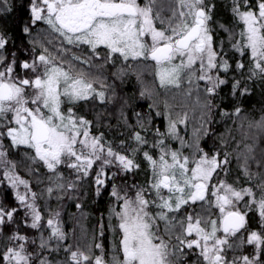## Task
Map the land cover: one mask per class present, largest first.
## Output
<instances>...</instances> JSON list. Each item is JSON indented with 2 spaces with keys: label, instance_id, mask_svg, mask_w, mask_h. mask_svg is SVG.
<instances>
[{
  "label": "snow or ice",
  "instance_id": "snow-or-ice-1",
  "mask_svg": "<svg viewBox=\"0 0 264 264\" xmlns=\"http://www.w3.org/2000/svg\"><path fill=\"white\" fill-rule=\"evenodd\" d=\"M0 20V264H264V0Z\"/></svg>",
  "mask_w": 264,
  "mask_h": 264
},
{
  "label": "trees",
  "instance_id": "trees-1",
  "mask_svg": "<svg viewBox=\"0 0 264 264\" xmlns=\"http://www.w3.org/2000/svg\"><path fill=\"white\" fill-rule=\"evenodd\" d=\"M18 2H19V0H18ZM4 23V20H0V25H2ZM7 23H8V26L10 27V28H13L14 27V24H13V21L12 20H8L7 21ZM136 86L134 85V84H129V86H128V89L129 90H134V88H135ZM260 99V97L259 96H257L256 97V100H259ZM141 103H143V102H141ZM253 103H255V101H253ZM258 106V105H257ZM86 204H88V201H86L85 202ZM71 211H75V209L73 208V209H71ZM88 211L89 212H95V209L93 208V207H89L88 208ZM89 217H91V218H93V217H95V215L93 214V215H90ZM87 219V218H86ZM88 221H90V219H87ZM87 220H85V221H87ZM94 220V219H93ZM85 221H84V223H85ZM70 223V222H69ZM95 223H92V225H91V227L94 225Z\"/></svg>",
  "mask_w": 264,
  "mask_h": 264
},
{
  "label": "rangeland",
  "instance_id": "rangeland-1",
  "mask_svg": "<svg viewBox=\"0 0 264 264\" xmlns=\"http://www.w3.org/2000/svg\"><path fill=\"white\" fill-rule=\"evenodd\" d=\"M87 219H90V221H88ZM87 219H86L87 221H85V224L87 227L91 228L92 223H95L96 217L91 218L88 216ZM69 222H70L69 226H71L72 222L71 221H69Z\"/></svg>",
  "mask_w": 264,
  "mask_h": 264
}]
</instances>
